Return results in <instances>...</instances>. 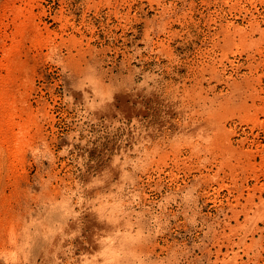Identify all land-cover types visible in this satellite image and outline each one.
Here are the masks:
<instances>
[{
    "label": "rangeland",
    "instance_id": "rangeland-1",
    "mask_svg": "<svg viewBox=\"0 0 264 264\" xmlns=\"http://www.w3.org/2000/svg\"><path fill=\"white\" fill-rule=\"evenodd\" d=\"M0 264H264V0H0Z\"/></svg>",
    "mask_w": 264,
    "mask_h": 264
}]
</instances>
